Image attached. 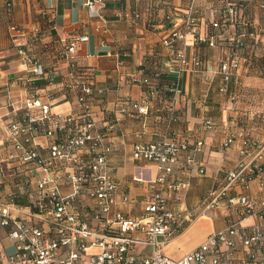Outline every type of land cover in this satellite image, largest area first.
Returning a JSON list of instances; mask_svg holds the SVG:
<instances>
[{
    "label": "crops",
    "instance_id": "crops-1",
    "mask_svg": "<svg viewBox=\"0 0 264 264\" xmlns=\"http://www.w3.org/2000/svg\"><path fill=\"white\" fill-rule=\"evenodd\" d=\"M231 1L239 3L241 18L253 24L249 30L258 40L249 38L242 49L245 89L234 87V93L225 97L218 91L222 85L219 64L239 48L234 38L243 27L232 25L222 31L211 23L223 17ZM263 2L112 0L99 7V16L93 17L86 0H0V202L14 204V217L36 222L30 204L38 195L40 172L23 167L17 159L18 151L9 143V125L22 118L32 97L49 104L56 115H79L82 107L78 97L89 85L96 89L90 97V111L97 131L106 135V143L113 148L109 160L117 181L137 200L146 189L134 178H155L158 174L154 164L134 159L135 144L154 142L167 134L190 143L202 138L205 143L196 154L198 165L192 177H183L191 188L176 205L182 211L193 209L207 193L221 188L228 172L264 164ZM192 5L200 38H212L216 46L202 43L192 34L182 40L172 36L174 29L182 28ZM83 37L88 39L70 55L71 42ZM183 49L187 66L180 70L178 53ZM38 66L44 75L35 73ZM151 75H159L160 80H151L155 88L148 94L143 81ZM176 77L182 93L174 97L167 86ZM144 102L149 107L146 116L132 106ZM171 109L176 119L169 121ZM206 116L215 120L216 131H204ZM229 134L236 137L225 148ZM242 135L254 144L246 147ZM59 136L36 139L35 148L43 158L50 156L49 146ZM200 168L205 175L198 172ZM254 176L248 187H237L235 193L264 199V175ZM127 210L139 215L140 203ZM236 219L237 215L224 207L196 218L163 253L180 259ZM255 224H264V219L252 216L242 221L246 227ZM6 235L7 229L0 227V252L10 245Z\"/></svg>",
    "mask_w": 264,
    "mask_h": 264
},
{
    "label": "built area",
    "instance_id": "built-area-1",
    "mask_svg": "<svg viewBox=\"0 0 264 264\" xmlns=\"http://www.w3.org/2000/svg\"><path fill=\"white\" fill-rule=\"evenodd\" d=\"M109 1L112 0H86V7L93 17H98L99 7ZM260 7L264 9V2ZM194 9L193 5L188 8L182 28L174 29L172 36L182 40L192 34L196 40L216 46L212 38H200ZM240 10L239 3L231 1L223 17L211 23L216 30H228L232 25L243 27L234 38L239 48L219 64L220 93L225 97L232 94L234 85H242L240 78L246 69L243 46L249 38L258 40L256 33L249 30L253 24L244 22ZM87 39L73 40L68 53L75 54ZM178 55L180 70H184L185 49ZM35 73L44 75L43 68L38 66ZM175 80L171 92L180 96L181 85L177 77ZM143 83L155 88L148 78ZM95 90L92 85L82 90L78 97L82 112L73 116L56 115L49 104L32 97L22 118L9 125V143L17 149V159L23 167L38 170L41 178L38 195L30 204L36 222L14 217V204L0 202V227L7 229L10 241L0 252V264H264V224L242 225L252 216L264 219V199L235 193L237 187H248L252 173H262V167L257 164L248 171L230 172L222 187L207 193L198 206L179 210L178 201L191 188L190 181L183 177H192L198 165L196 154L205 143L202 138L190 143L167 134L154 142L135 144L134 159L154 164L158 174L155 178H134L146 189L141 200H137L117 181L109 160L113 148L106 143V135L96 129L90 111V97ZM132 106L140 115L149 113L146 102ZM35 109L40 110L38 115L34 114ZM174 113H170L169 121L176 119ZM202 128L216 131L215 120L206 116ZM59 134L49 146L50 156L43 158L35 148L36 139L57 138ZM234 139L226 138L225 145H232ZM198 172L206 174L203 168ZM138 203L140 214L131 215L127 209ZM222 207L237 215V219L208 235L204 243L180 259L164 255L165 246L179 238L194 219Z\"/></svg>",
    "mask_w": 264,
    "mask_h": 264
},
{
    "label": "rangeland",
    "instance_id": "rangeland-1",
    "mask_svg": "<svg viewBox=\"0 0 264 264\" xmlns=\"http://www.w3.org/2000/svg\"><path fill=\"white\" fill-rule=\"evenodd\" d=\"M223 31V30H222ZM244 72V71H243ZM208 82V81H207ZM240 82L242 83V85H240V86H237V85H234L232 88H231V92H233V88L234 87H236V88H238V89H243V88H245L246 86H244V83L242 82V76H241V78H240ZM219 93H220V88H219ZM242 91V90H241ZM234 93V92H233ZM221 94V93H220ZM34 112V111H33ZM34 114L35 115H38V113L36 114L35 112H34ZM211 117V116H210ZM243 136V138H244V142L246 143V142H249V144L247 145V146H249L250 144H254V142L252 141V140H250V139H248V137H246L245 135H242ZM235 138L236 137V135H233V134H229L226 138L228 139V138ZM234 142V141H233ZM148 143V142H147ZM147 143H143V144H147ZM226 144V142L224 143V147L225 148H229L230 146H226L225 145ZM246 146V147H247ZM182 163H184V160H183V162ZM261 167H262V169L264 170V164L262 165V164H259ZM234 171H236V170H233V171H230V172H234ZM256 172H254V173H252V176H253V178L255 177L254 176V174L256 175L257 174V176H259V177H262L263 175H264V171L261 173V172H259L258 170H255ZM230 172H228L223 178H222V182L220 183V184H222L223 182H224V178H226V176L230 173ZM253 180V179H252ZM141 186V185H140ZM143 187V186H142ZM238 193V192H237ZM231 214V213H230ZM231 215H233V214H231ZM220 231V230H219ZM218 232V231H217Z\"/></svg>",
    "mask_w": 264,
    "mask_h": 264
},
{
    "label": "trees",
    "instance_id": "trees-1",
    "mask_svg": "<svg viewBox=\"0 0 264 264\" xmlns=\"http://www.w3.org/2000/svg\"><path fill=\"white\" fill-rule=\"evenodd\" d=\"M248 60H249V58L247 57V62H248ZM157 77V78H156ZM146 78H148V79H150V80H155V79H158V78H160V76L159 75H154V76H148V77H146ZM158 80H160V79H158ZM175 81L176 80H171L170 81V83L168 84V86H167V91L169 92V94L171 95V96H174L175 97V95H174V93L173 92H171V88L174 86V84H175ZM157 83H158V81H157ZM148 87V86H147ZM148 89V94H149V92L151 93V92H153V89H150L149 87L147 88ZM146 89V90H147ZM245 89V88H244ZM244 91V90H243ZM171 110H173V109H171ZM174 111V110H173Z\"/></svg>",
    "mask_w": 264,
    "mask_h": 264
}]
</instances>
